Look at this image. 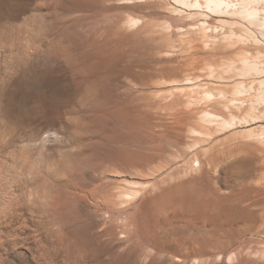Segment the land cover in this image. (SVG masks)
Here are the masks:
<instances>
[{
  "label": "rangeland",
  "instance_id": "obj_1",
  "mask_svg": "<svg viewBox=\"0 0 264 264\" xmlns=\"http://www.w3.org/2000/svg\"><path fill=\"white\" fill-rule=\"evenodd\" d=\"M152 1L0 0V264H264V6Z\"/></svg>",
  "mask_w": 264,
  "mask_h": 264
},
{
  "label": "bare ground",
  "instance_id": "obj_2",
  "mask_svg": "<svg viewBox=\"0 0 264 264\" xmlns=\"http://www.w3.org/2000/svg\"><path fill=\"white\" fill-rule=\"evenodd\" d=\"M139 1V0H138ZM142 1V0H141ZM156 1V0H155ZM158 1H161V0H157V2ZM162 1H164V0H162ZM167 1V0H166ZM175 1V3H177V4H179V6H181V7H183L182 5H184L186 8H188V9H190V10H195L196 12H194V13H190V15L189 16H193V15H197V14H200V12H201V14L202 15H205V16H209L211 19L212 18H214V17H216V16H218V17H222V16H238V17H242V18H250V16L251 15H255V14H257V9L258 8H260V7H263L264 6V0H174ZM124 2V1H123ZM122 2V3H123ZM126 2V1H125ZM131 2V1H130ZM132 2H134V4H135V1H132ZM131 2V3H132ZM153 3L152 4H154V6H156L155 5V3L157 4V2H154V1H152ZM151 3V2H150ZM159 3V2H158ZM133 4V7L134 6H137L136 4L134 5ZM152 4H148V5H152ZM161 4V3H160ZM130 5V4H129ZM162 5V4H161ZM164 5V4H163ZM239 5V6H238ZM132 7V8H133ZM149 7V6H148ZM252 7V8H251ZM131 8V7H130ZM174 11H179V12H182V10H180L178 7H176L175 9H174ZM200 11V12H199ZM262 12V11H261ZM179 15V14H178ZM171 16V15H170ZM181 17H183V16H180V17H173L175 20H181L182 18ZM152 18H154V16L152 17ZM185 17H183V19H184ZM140 19V18H139ZM182 19V20H183ZM193 19V18H192ZM235 19V18H234ZM194 20H196V19H194ZM193 20V21H194ZM197 21V20H196ZM203 21V20H202ZM139 22V21H138ZM144 22V21H143ZM142 22V23H143ZM148 22V21H147ZM147 22H146V24H147ZM180 22V21H179ZM185 22V25H189V26H191V25H194L195 23H193L192 22V20L188 23H186V20L184 21ZM222 22H224V23H233L232 21H227V20H225V21H222ZM139 23H141V22H139ZM141 23V24H142ZM181 23H183V22H181ZM216 23V22H215ZM145 23H143L141 26H143ZM154 25L152 26V23H149V25H151V27H148V29L149 28H151L150 30H151V32H152V34L154 35V37L155 36H159V37H164L163 35L164 34H162L161 33V35H155V31H157L158 32V30H157V28H155L156 26V24L157 23H153ZM197 24V23H196ZM204 24H205V22H204ZM140 25V24H139ZM148 24H147V26H149ZM158 25V24H157ZM184 25V24H183ZM184 25V26H185ZM209 25H210V23H209ZM131 26V25H130ZM159 26V25H158ZM178 26V25H177ZM176 26V27H177ZM145 26H143V28H144ZM206 27V26H205ZM210 26H208L207 28H209ZM218 27V26H217ZM146 28V27H145ZM154 28H155V30H154ZM200 28V27H199ZM206 28V29H207ZM148 29H147V31H148ZM188 32H186V33H188L189 34V39H191V40H193V41H196L197 42V40H198V42H200L201 40L200 39H198V37H197V35L196 34H194V32H193V28L192 27H188ZM140 30V29H139ZM198 30V29H197ZM200 30V29H199ZM202 30V29H201ZM186 31V30H185ZM196 31V30H195ZM149 32V31H148ZM198 32V31H197ZM200 33V32H199ZM157 34V33H156ZM181 35V34H180ZM150 36H152V35H150ZM185 36V35H184ZM200 36V35H199ZM156 37V38H157ZM161 37V38H162ZM188 37H187V39H188ZM207 37V36H206ZM219 37V36H218ZM184 38V37H183ZM202 38V37H201ZM220 38V37H219ZM185 39V38H184ZM189 39L187 40V41H189ZM228 39V38H227ZM207 40V39H206ZM208 40H209V38H208ZM224 40V39H223ZM228 41V40H227ZM201 42H203L202 44H204V42L205 41H201ZM207 42V41H206ZM205 42V43H206ZM223 43L225 42V41H222ZM213 43V42H212ZM218 43V42H217ZM216 43V44H217ZM228 43V42H227ZM190 44V43H189ZM231 44V43H230ZM191 45V44H190ZM194 45V44H193ZM192 45V46H193ZM199 45V44H198ZM197 45V46H198ZM232 45V44H231ZM199 46H201V45H199ZM213 46V45H212ZM216 46V45H215ZM222 46H224V45H222ZM225 46H226V44H225ZM221 47V46H220ZM193 48H194V46H193ZM196 48V47H195ZM201 48V47H200ZM205 48V47H204ZM216 48V47H215ZM218 48V47H217ZM225 48H227L228 49V47H225ZM241 48V47H240ZM244 48V47H243ZM242 48V49H243ZM249 48V47H248ZM211 49V48H210ZM224 50H226V49H224ZM207 51V50H206ZM219 52V51H218ZM224 52V51H223ZM211 88V87H210ZM210 88H209V90H210ZM223 91V90H222ZM203 93V92H202ZM222 93V92H221ZM224 94H225V92H224ZM224 99V98H223ZM219 100H221V99H219ZM230 100V99H229ZM220 102H223V101H220ZM219 102V104L221 105L222 103H220ZM225 103H226V101H224ZM223 102V103H224ZM224 103V104H225ZM220 105H218V106H220ZM224 106V105H223ZM222 105H221V108H220V110L221 109H223V111H224V107L226 106H224L223 107ZM227 106H229L230 107V105H229V103H227ZM226 106V107H227ZM202 107V106H201ZM214 107V106H213ZM223 107V108H222ZM228 107V108H229ZM249 107V106H248ZM205 108V107H204ZM202 109V108H201ZM247 109V108H246ZM249 109V108H248ZM222 111V110H221ZM226 111V110H225ZM227 114V113H226ZM217 117V116H216ZM197 177V176H196ZM203 178V177H202ZM198 180V179H197ZM174 199V198H173ZM217 207V206H216ZM218 211L215 213V215L212 217V219H220V218H222V216H225V215H233V211L230 209V208H227V207H225V206H220L218 209H217ZM216 211V210H215ZM234 214H235V212H234ZM239 214V213H238ZM236 215V214H235ZM226 217H228V216H226ZM213 220V221H214ZM215 221H217V220H215Z\"/></svg>",
  "mask_w": 264,
  "mask_h": 264
}]
</instances>
